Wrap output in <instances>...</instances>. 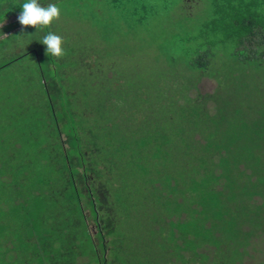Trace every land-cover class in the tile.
Returning a JSON list of instances; mask_svg holds the SVG:
<instances>
[{"label":"rangeland","instance_id":"1","mask_svg":"<svg viewBox=\"0 0 264 264\" xmlns=\"http://www.w3.org/2000/svg\"><path fill=\"white\" fill-rule=\"evenodd\" d=\"M51 4L61 15L48 27L0 24V264H264V217L224 233L166 182L189 192L201 157L219 168V110L237 124V111L260 118L264 61L238 62L225 28L243 19L264 28V0ZM49 32L63 37L62 58L46 55ZM200 54L206 74L189 66ZM56 120L88 160L110 152L112 170L100 171L113 218L106 245L92 215L66 212V194L52 193Z\"/></svg>","mask_w":264,"mask_h":264},{"label":"trees","instance_id":"2","mask_svg":"<svg viewBox=\"0 0 264 264\" xmlns=\"http://www.w3.org/2000/svg\"><path fill=\"white\" fill-rule=\"evenodd\" d=\"M56 1L58 0H39V3L46 7L51 2ZM107 1L116 5L125 0ZM126 1L131 2V0ZM24 2L26 0H0V24L9 19H15L9 27L5 28L6 30L11 26H17V17ZM225 29L229 33L228 38L234 40L232 44L233 56L238 62L250 64L258 59L264 61V28L256 26L253 20L243 19L239 24L235 23ZM204 56L200 54L191 59L190 68L206 74L210 60ZM261 64L264 62L257 65ZM53 79L54 77L51 78V81ZM53 90L55 91V87ZM59 94L60 92L57 90V95ZM197 95L204 97L201 94ZM205 96L206 102L211 96ZM229 105L224 101L222 107ZM49 109L51 113L54 112L53 105ZM218 114L221 116L219 117L220 120L216 122H223L227 126L225 142L216 144L218 149L224 148L226 150L225 154L220 153L219 168L214 164L206 167V163L201 157L198 163L199 167L196 168V179L193 178L191 181L189 179L190 182L186 180L184 184L186 187L184 190L189 189V192L180 190L182 189L180 184L173 185L170 183L169 181L172 179L170 176L166 177V182H168L167 186L171 190L176 191V194L181 192L179 194L181 198H197L199 206H193L195 201L191 202L192 210L203 218L206 215V221L211 219L209 221L212 223L213 229H218L220 226L224 233L232 234L236 227L251 225L256 222V219L264 217V110L260 111V118L258 117L251 122H244V118H241L237 111L239 124H237L234 115L225 116L223 110H219ZM100 117L104 118V115ZM233 119L235 124H232ZM55 123L56 130L53 132L56 136L51 139L50 147L51 150L59 152V154L51 153V155L56 154L53 161L56 169L58 168V175H56L58 176L59 190L52 193L59 196L66 194V199H68L65 205L66 212L78 213L85 219L92 215L96 236L98 235L101 241L105 243V238L111 234L113 218L105 198L107 194L105 195L103 192L105 188L101 182L100 171L103 174L109 164L108 170H112L113 162L109 160L110 152L104 153V155L100 154L94 162L88 160V156L81 152L80 143L82 140L76 136V132L71 131L73 129L70 130L68 126L65 127L64 131H60L58 129L59 121L56 120ZM90 136L92 135L90 134ZM212 138L208 139V142L213 140ZM240 164L245 166L247 173L237 169ZM99 165L104 168L99 169ZM234 170L236 175L233 174ZM255 198L260 199V202L255 201ZM86 212L87 214H85ZM52 227L55 228L54 223ZM194 230L197 233V229L194 228ZM93 244L96 246L94 240ZM105 245L103 248L107 250ZM98 264L107 263L103 260L99 261Z\"/></svg>","mask_w":264,"mask_h":264},{"label":"clouds","instance_id":"3","mask_svg":"<svg viewBox=\"0 0 264 264\" xmlns=\"http://www.w3.org/2000/svg\"><path fill=\"white\" fill-rule=\"evenodd\" d=\"M61 15V9L56 4H48L46 7L41 6L39 0H26L22 4L21 12L17 17L18 23L24 27L31 26L35 29L50 26L54 21L58 20ZM2 27V25H0ZM46 47V55L55 58H62L66 53L62 47L63 37L49 32L42 38L40 42Z\"/></svg>","mask_w":264,"mask_h":264},{"label":"crops","instance_id":"4","mask_svg":"<svg viewBox=\"0 0 264 264\" xmlns=\"http://www.w3.org/2000/svg\"><path fill=\"white\" fill-rule=\"evenodd\" d=\"M13 21H15V20H13Z\"/></svg>","mask_w":264,"mask_h":264}]
</instances>
